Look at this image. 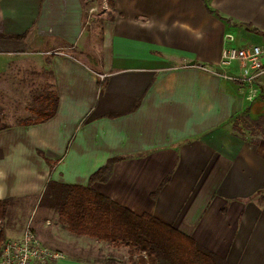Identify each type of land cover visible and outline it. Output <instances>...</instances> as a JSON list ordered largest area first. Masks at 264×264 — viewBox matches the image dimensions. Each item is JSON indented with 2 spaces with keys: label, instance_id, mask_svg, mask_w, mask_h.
Segmentation results:
<instances>
[{
  "label": "crops",
  "instance_id": "1",
  "mask_svg": "<svg viewBox=\"0 0 264 264\" xmlns=\"http://www.w3.org/2000/svg\"><path fill=\"white\" fill-rule=\"evenodd\" d=\"M103 1L97 27L93 0H0V91L59 97L45 123L22 125L29 108L0 117L3 238L50 224L49 182L88 186L115 160L94 190L230 264H264V138L235 128L264 117V77L245 87L202 69L231 47L264 49V0ZM65 253L52 264H122Z\"/></svg>",
  "mask_w": 264,
  "mask_h": 264
},
{
  "label": "trees",
  "instance_id": "2",
  "mask_svg": "<svg viewBox=\"0 0 264 264\" xmlns=\"http://www.w3.org/2000/svg\"><path fill=\"white\" fill-rule=\"evenodd\" d=\"M59 97L54 91L33 98L31 116L24 126L45 123L57 114ZM244 128L264 135V117L243 119ZM235 128L241 132L239 125ZM264 137V136H263ZM115 160L100 169L90 179V185H68L49 182L40 202L58 214L67 231L77 237H87L114 248L125 247L129 264H230L199 246L190 236L156 217L138 215L92 188L96 182H106ZM8 200L0 201V222L8 214ZM3 233L0 232V241Z\"/></svg>",
  "mask_w": 264,
  "mask_h": 264
},
{
  "label": "rangeland",
  "instance_id": "3",
  "mask_svg": "<svg viewBox=\"0 0 264 264\" xmlns=\"http://www.w3.org/2000/svg\"><path fill=\"white\" fill-rule=\"evenodd\" d=\"M105 1L103 0H93L92 3H87V11H88V26L95 25L97 27H100L99 21L101 15L104 13V10L110 11V7L105 6L103 4ZM87 26V27H88ZM50 54V53H49ZM39 60L42 59V57L39 56ZM39 69V68H38ZM15 71V70H14ZM33 71V69H32ZM38 75H39V70ZM21 72V79L19 82L18 79H16L15 84H25L29 82L26 79L25 74H28L31 72L29 69H21L19 70ZM16 74V73H15ZM39 77V76H38ZM42 78V77H39ZM43 79V78H42ZM257 84V83H256ZM258 84L257 86H259ZM32 87V86H31ZM13 88H17L15 85ZM48 88V87H47ZM257 89V88H256ZM253 89L254 93L256 94V91L259 89ZM38 89H33V91H22L20 92V95L15 93L16 95L11 96H5L2 91H0V117L4 115V113L7 111L8 115L11 113L15 115L14 121H18L21 116H24L22 114L26 113L28 111V108H30L33 104V98L36 96L35 94L41 92ZM29 92V93H28ZM32 93V94H30ZM35 93V94H33ZM260 95V92L258 93ZM258 95V96H259ZM264 98V97H263ZM19 117V118H18ZM246 117V116H245ZM244 117V118H245ZM2 120V119H1ZM3 121V120H2ZM0 125H2V122ZM12 121V120H11ZM244 122V120H243ZM242 122V127H240L241 130H243L245 124ZM245 130V129H244ZM245 135L252 138H264L262 133L260 131L249 129L245 130ZM48 220H50V224L45 223V228H41L42 230L37 231L38 235L42 239L43 243H45L50 248H54L63 254H66L65 252L70 253L73 256H76L78 258H88V259H96L101 262L105 261L107 259V256L112 255L115 261L117 263L120 261L122 264H129V256L127 253V249L125 247L122 248H114L110 246L107 243H100L90 240L89 238L83 239L78 238L75 235H72L67 231L64 225H62L59 221L57 212L53 211L51 214L45 216ZM30 220V219H29ZM32 224V227L34 228L33 222H25V224L22 225L23 229L29 224ZM43 224V223H42ZM48 225V226H47ZM2 228V227H1ZM35 229V228H34ZM23 231V230H22ZM6 239V237H5Z\"/></svg>",
  "mask_w": 264,
  "mask_h": 264
},
{
  "label": "built area",
  "instance_id": "4",
  "mask_svg": "<svg viewBox=\"0 0 264 264\" xmlns=\"http://www.w3.org/2000/svg\"><path fill=\"white\" fill-rule=\"evenodd\" d=\"M228 38L233 40L231 36ZM235 65L238 66V73L230 74L228 70ZM202 69L241 86L254 87L264 77V49L260 46L231 47L223 51L217 65ZM64 257L62 252L43 243L31 223L23 229L19 238H3L0 241V264H52Z\"/></svg>",
  "mask_w": 264,
  "mask_h": 264
},
{
  "label": "water",
  "instance_id": "5",
  "mask_svg": "<svg viewBox=\"0 0 264 264\" xmlns=\"http://www.w3.org/2000/svg\"><path fill=\"white\" fill-rule=\"evenodd\" d=\"M243 27H244L245 29H248V30H251V31H253V30H254V29H252V28H248V27H246V26H243ZM193 65H195V64H194V63H192V64H191V66H193ZM219 72H220V73H222V71H221V70H220Z\"/></svg>",
  "mask_w": 264,
  "mask_h": 264
}]
</instances>
